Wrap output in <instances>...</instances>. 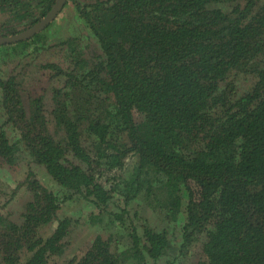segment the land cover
<instances>
[{
  "label": "trees",
  "instance_id": "trees-1",
  "mask_svg": "<svg viewBox=\"0 0 264 264\" xmlns=\"http://www.w3.org/2000/svg\"><path fill=\"white\" fill-rule=\"evenodd\" d=\"M55 2L0 0V35ZM72 5L73 34L55 44L70 68L42 65L60 85L25 97L0 74V167L16 179L0 187V264H148L170 249L168 264H264V0H67L40 32L0 44L8 64L43 48ZM76 199L98 212L90 223L122 229L117 253L97 235L67 256L75 223L61 209ZM137 211L162 212L170 230L139 234Z\"/></svg>",
  "mask_w": 264,
  "mask_h": 264
},
{
  "label": "rangeland",
  "instance_id": "rangeland-1",
  "mask_svg": "<svg viewBox=\"0 0 264 264\" xmlns=\"http://www.w3.org/2000/svg\"><path fill=\"white\" fill-rule=\"evenodd\" d=\"M81 2V0H77ZM72 5L68 7L65 11L63 10L59 17L56 20V23L53 24L50 29L47 32V41L45 42V46L40 48V50H37V47L35 45H31L28 48L22 49L21 52L27 53V56H21V60L18 63V66L16 68H12L8 63L13 60V57L15 56L12 52V45L8 44L5 48L0 49V74H6L8 75H14L19 83H21L24 86V96L26 97L28 95V92H32L35 95L40 93L43 89L44 85H48L51 81L55 83H50L49 87L52 88L54 85H60L59 81L55 78L49 77V75L55 73L53 70L46 69L42 65L47 63H59L63 68L69 69V58L67 57L66 53L68 49L66 47L63 48V50H60L57 46H55L56 43L60 42L61 40H64L67 36H70L73 34V24L71 25L70 18L73 17V14H76L77 10ZM68 13L69 16L66 14ZM10 18V15H5L4 13H0V21H4L6 18ZM75 18V17H74ZM79 32V31H78ZM76 32V33H78ZM81 37H85V35L80 34ZM81 48V47H80ZM82 49V48H81ZM37 50V51H35ZM94 52H92L90 49L86 51V55L88 57L92 56ZM39 64V66H38ZM21 75V76H20ZM20 76V77H19ZM253 78L245 75H240L238 77V82H236L237 86L240 87V91L244 89H248V86L251 84ZM62 86V85H61ZM48 89L45 90V94L47 93ZM27 94H26V93ZM29 100H26L25 104L27 105ZM50 129L53 133L58 132V128L56 125L52 122L50 125ZM29 163V162H28ZM28 163L21 164L24 167V171L27 168ZM132 167V166H131ZM44 181L52 188L58 189V186H54L51 182V180L47 177H42ZM0 182L2 185L0 186L5 187V185L9 184L10 186L16 185V179L7 171H3L0 167ZM23 197L20 196L13 200V203L11 206H16L20 209L23 208L21 202ZM6 198L0 197V204L1 209L3 212L8 214V208L6 205H4ZM113 205H119L120 207H123L124 204L120 200V203H113ZM156 212V209H154ZM61 213L63 215H69L72 217L73 222L75 223L71 227L70 234L67 238L68 246H67V256L69 258H72L74 256H79L82 253L84 254L86 252V249L84 248L87 241H92L95 239L97 235H102L105 238L112 237L111 244L113 246L112 251L117 253L119 247H121V242L123 241V238L118 234L119 230H122L121 228H118L116 223L111 221L108 218H103L97 222V225H94L95 222L90 223L89 221L92 219H89L88 216L90 213H98L97 211H93V208L88 206V203L85 204V202L76 199L73 202H69L65 205H63L61 209ZM151 213H142L140 211H137V216L133 215V218H130L129 220L132 223V220H135L138 222V233L142 234V226L143 223H147L152 229L156 230H170V227L168 226L169 220L166 217H161L162 212H159L156 215H152ZM134 214V213H132ZM55 223H52L50 225H47L46 228L51 229ZM130 225V224H129ZM45 228V229H46ZM127 237V236H126ZM172 251V249H170ZM170 251L167 252V254L158 262H153L151 260H148L146 257L145 263L148 264H168V257L171 258L173 254H170ZM175 252V251H174ZM170 254V255H169ZM197 260H188L185 264H195ZM59 260L53 259L52 264H59Z\"/></svg>",
  "mask_w": 264,
  "mask_h": 264
},
{
  "label": "water",
  "instance_id": "water-1",
  "mask_svg": "<svg viewBox=\"0 0 264 264\" xmlns=\"http://www.w3.org/2000/svg\"><path fill=\"white\" fill-rule=\"evenodd\" d=\"M67 0H56L50 11L32 26L15 34L0 35V44L17 42L26 39L45 28L57 16Z\"/></svg>",
  "mask_w": 264,
  "mask_h": 264
}]
</instances>
